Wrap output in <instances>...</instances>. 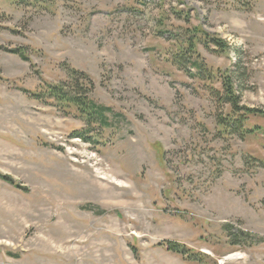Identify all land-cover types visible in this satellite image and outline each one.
<instances>
[{
  "label": "rangeland",
  "instance_id": "1",
  "mask_svg": "<svg viewBox=\"0 0 264 264\" xmlns=\"http://www.w3.org/2000/svg\"><path fill=\"white\" fill-rule=\"evenodd\" d=\"M34 1L0 0V264H264V0ZM70 69L106 124L31 97Z\"/></svg>",
  "mask_w": 264,
  "mask_h": 264
},
{
  "label": "trees",
  "instance_id": "2",
  "mask_svg": "<svg viewBox=\"0 0 264 264\" xmlns=\"http://www.w3.org/2000/svg\"><path fill=\"white\" fill-rule=\"evenodd\" d=\"M40 3V0H36L33 2V5H37ZM215 45L219 47H223L220 41H216ZM17 53V52H15ZM182 64V62H180ZM199 69L200 67H196ZM84 77V74L79 73L73 69L68 71V78L70 83L67 85H58V86H47L40 94L31 95L37 101H43V103H54V105H58V107L64 111L75 112L76 115H79L81 118H85V121L88 125L97 124H106L105 114L109 112V109L98 106L90 97L89 94L93 91V83L88 80L87 86L84 83H80L81 77ZM86 78V76L84 77ZM224 101L230 105L234 113H241L242 110L238 105L239 101L236 98L235 93L233 92V84L229 79L224 82ZM30 95V94H28ZM246 113L243 114L245 117L236 116H226L225 118H220L219 127L223 128V132H227L229 134H236L241 136L243 139L248 138L253 134V130H249L245 128V124L248 120V116H253L256 111L247 110ZM70 113V112H69ZM0 179L5 183H9L12 186H15L13 182H11L7 177L0 176ZM168 250L179 255H186L188 250L185 247L180 245H168Z\"/></svg>",
  "mask_w": 264,
  "mask_h": 264
},
{
  "label": "bare ground",
  "instance_id": "3",
  "mask_svg": "<svg viewBox=\"0 0 264 264\" xmlns=\"http://www.w3.org/2000/svg\"><path fill=\"white\" fill-rule=\"evenodd\" d=\"M233 258H235V257H230L229 259H233Z\"/></svg>",
  "mask_w": 264,
  "mask_h": 264
}]
</instances>
